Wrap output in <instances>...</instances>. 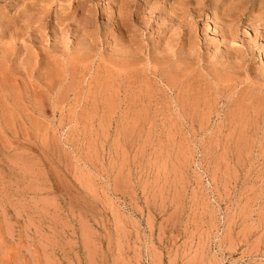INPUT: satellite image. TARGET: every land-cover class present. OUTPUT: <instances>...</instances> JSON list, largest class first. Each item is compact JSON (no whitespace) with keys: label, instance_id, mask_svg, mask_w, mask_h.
Listing matches in <instances>:
<instances>
[{"label":"rangeland","instance_id":"1","mask_svg":"<svg viewBox=\"0 0 264 264\" xmlns=\"http://www.w3.org/2000/svg\"><path fill=\"white\" fill-rule=\"evenodd\" d=\"M0 264H264V0H0Z\"/></svg>","mask_w":264,"mask_h":264},{"label":"bare ground","instance_id":"2","mask_svg":"<svg viewBox=\"0 0 264 264\" xmlns=\"http://www.w3.org/2000/svg\"><path fill=\"white\" fill-rule=\"evenodd\" d=\"M228 79V78H227Z\"/></svg>","mask_w":264,"mask_h":264}]
</instances>
